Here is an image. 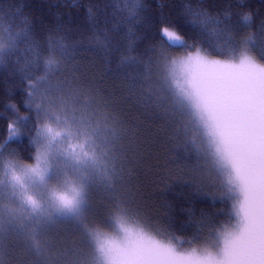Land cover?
<instances>
[{"label":"trees","instance_id":"obj_1","mask_svg":"<svg viewBox=\"0 0 264 264\" xmlns=\"http://www.w3.org/2000/svg\"><path fill=\"white\" fill-rule=\"evenodd\" d=\"M133 2L0 0V41L5 46L0 62V144L8 138L9 125L19 129L0 149V264H90L89 238L72 218L49 209L45 219L52 216L42 224V212L38 218L37 208L12 197V172L22 179L21 165L35 163L36 145L30 141L48 143L49 137L37 136L38 130L49 125L61 132L52 145L54 153L68 149L69 138L61 131L65 116H74L77 128L90 124L89 133L99 129L84 144L86 152L95 149V163L49 157L50 182L63 174L77 186L83 183V223L89 228L113 230L115 220L130 221L180 252L195 248L198 254L217 235L212 229L231 219L228 201L235 197L226 196L223 205L215 199L229 186L167 74L172 50L185 51L165 47L168 55L162 58L161 33L168 26L215 58L227 57L238 46L264 62V0H140L132 15ZM200 14L223 23H209L202 32L191 23ZM244 15L251 16L249 26ZM224 24L239 27L235 43L222 31ZM25 29L31 39L9 48L6 30ZM249 36L254 43L246 46ZM50 56L57 64L46 73ZM45 75L34 90L37 100L29 113L23 105L26 85ZM41 95L40 122L35 124Z\"/></svg>","mask_w":264,"mask_h":264},{"label":"snow or ice","instance_id":"obj_2","mask_svg":"<svg viewBox=\"0 0 264 264\" xmlns=\"http://www.w3.org/2000/svg\"><path fill=\"white\" fill-rule=\"evenodd\" d=\"M139 7L140 0H134L131 14L135 15ZM200 17L191 23L197 25L202 32L209 23H223L207 14H200ZM242 19L245 26L250 25V15H244ZM222 31L227 32L229 39L235 43L238 26L224 24ZM6 32L10 41L9 48L15 47L22 39H31L27 29L22 33ZM161 34L165 38L161 41L162 58L166 59L168 55L164 51L165 47L179 46L186 53L179 65L182 82H174L178 87L177 97L189 110L190 118L200 122L209 138L210 155L214 158L217 170L224 177L223 183L229 186L226 191L218 192L215 199L220 200L223 205L226 196L235 197L228 201L231 219L221 220L220 227L212 229L223 237L218 254L208 252L207 255L200 256L196 254L195 248L191 253L185 254L170 243L153 240L142 232L136 234L131 229H125L130 237L136 236L141 245L136 247L130 243L111 246L105 253V264H264V62L243 52L238 46H233L227 57L215 58L202 46L189 44L181 34L168 26L162 27ZM243 43L246 46L254 43L253 37H247ZM4 47L0 43V62ZM31 47L35 52V47ZM49 48H52L51 42ZM56 64L57 61L52 56L46 59V73L55 70ZM174 71L175 69L170 74ZM46 79L47 75L40 77L35 83H27L23 105L29 113L33 109V101L37 100L34 90ZM42 100L43 95L35 104V124L40 122ZM10 107L13 111H19L16 104ZM23 119L27 121L28 116ZM60 119L57 115V122ZM63 119L65 127L61 131L69 138L68 149L63 153H54L52 145L61 132L55 131L49 125L38 130V137L47 136L49 139L46 145H40L36 139L30 141L36 145L32 157L35 163L30 160L21 165L29 178L40 183L50 180L53 174L50 156L53 160L57 156H63L64 159L70 157L77 163L88 159L96 162L95 149L91 153L86 152L84 144L94 138L93 134L98 135L99 129L94 128L89 133L87 128L91 127L90 124L77 128L73 123L74 116H65ZM18 134L19 129H13L9 125L8 138L0 144V149H4ZM103 142L107 143V137H103ZM11 180L22 184L20 176L15 172H12ZM2 183L0 180V184ZM83 187V183L79 186L72 185L66 191H53L51 197L60 210L72 211ZM24 202L33 209L39 207L38 202L31 196L26 195ZM224 211L221 206L220 213Z\"/></svg>","mask_w":264,"mask_h":264},{"label":"rangeland","instance_id":"obj_3","mask_svg":"<svg viewBox=\"0 0 264 264\" xmlns=\"http://www.w3.org/2000/svg\"><path fill=\"white\" fill-rule=\"evenodd\" d=\"M0 43H4L3 41H0ZM6 46H7V40H6ZM170 50V48H167ZM245 53H248L246 51H243ZM172 57L167 63V74L169 77V81L171 83V86L174 88V90L178 91L177 84L174 82H182V76L180 74L179 65L181 62V58L183 55H185V52H177L175 53L174 50H172ZM249 54V53H248ZM175 69L173 74H170V72ZM195 121L199 124L201 127L204 136L206 137L207 142L209 141V138L205 134V129L200 124V122L195 119ZM80 123V122H79ZM209 144V143H208ZM22 176V184H16L15 181L12 180V183L14 185L15 194L12 195L13 198L16 197L17 200L24 201V198L26 195L31 196L34 198L38 204L39 207H37L38 210V218H40V213H43V220L41 221L42 224H46L49 221L45 222L50 216L45 219V215L47 213V210H52L53 212L57 213L58 215H62L65 217L72 218L74 222L77 225H80L81 229L80 231L83 233V231H86L87 238L90 241L91 244V257H90V264H105V253L108 252L109 248L113 245H128L131 243L132 246L139 247L141 245V242L137 239L136 236H129L128 232L125 231V229H131L133 233L139 234L144 233L146 237H150L153 240H159L152 236L150 233H148L146 230L140 228L137 225H134L130 221H123V220H115L113 225V230H94L93 228H89L88 225L83 223V200L82 192L81 196L77 198V204L75 205L74 209L72 211H68L67 209L60 210L54 200L51 197V193L53 191L56 192H62L66 191L70 186L76 185L69 180L66 179V176L61 174L57 175L55 177V180L53 182H50V180L46 183H40L39 181H35L33 178H29V174H26L24 169L21 172ZM66 179L67 181H64ZM42 205V207L40 206ZM3 209V214L5 219H9L10 215L5 210L4 206L1 205ZM85 234V233H83ZM161 241V240H160ZM164 242V241H162ZM223 237L221 235H216L209 245L200 247V251H198V254L200 256L207 255L208 252H214L216 254L219 253V250L222 247ZM165 243V242H164ZM189 252H183L185 254L191 253ZM197 254V253H196Z\"/></svg>","mask_w":264,"mask_h":264},{"label":"clouds","instance_id":"obj_4","mask_svg":"<svg viewBox=\"0 0 264 264\" xmlns=\"http://www.w3.org/2000/svg\"><path fill=\"white\" fill-rule=\"evenodd\" d=\"M248 135H250V131H249Z\"/></svg>","mask_w":264,"mask_h":264}]
</instances>
